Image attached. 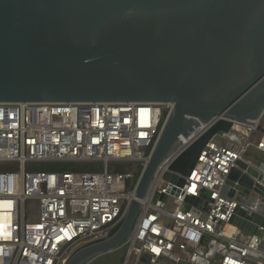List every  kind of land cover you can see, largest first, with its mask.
<instances>
[{"label":"water","instance_id":"obj_1","mask_svg":"<svg viewBox=\"0 0 264 264\" xmlns=\"http://www.w3.org/2000/svg\"><path fill=\"white\" fill-rule=\"evenodd\" d=\"M102 102L173 107L124 218L65 264L121 247L159 177L179 196L215 137L264 117V0H0V103ZM193 134L182 147L181 137ZM250 175L264 178L238 160L223 193L231 196L236 182L248 192ZM168 195L155 194L159 206ZM202 198L210 194L188 195L185 209ZM231 222L256 234L264 216L237 210Z\"/></svg>","mask_w":264,"mask_h":264},{"label":"built area","instance_id":"obj_2","mask_svg":"<svg viewBox=\"0 0 264 264\" xmlns=\"http://www.w3.org/2000/svg\"><path fill=\"white\" fill-rule=\"evenodd\" d=\"M172 107L0 103V264H65L84 244L106 237L124 218L137 174ZM263 118L215 137L179 196L171 195L170 187L161 188L159 177L127 240L124 264H202L200 258L207 264H264V225L256 234L240 237L241 228L231 222L237 210L245 218L264 216V178L250 175L254 182L248 192L238 182L231 186V196L222 191L238 160L264 177V162L249 157L251 151L264 153ZM196 134L182 136V147ZM50 162L89 164L93 169H36ZM205 191L210 199L185 209L188 195L202 197ZM157 193L169 194L162 207ZM170 198L175 211L164 209ZM144 255L150 257L148 263L142 261Z\"/></svg>","mask_w":264,"mask_h":264},{"label":"rangeland","instance_id":"obj_3","mask_svg":"<svg viewBox=\"0 0 264 264\" xmlns=\"http://www.w3.org/2000/svg\"><path fill=\"white\" fill-rule=\"evenodd\" d=\"M263 128H264V118H263ZM250 157H252L258 163L264 162V153L260 151H251ZM166 210L175 211L177 207L173 204V198H170L168 204L165 206ZM243 235L249 236V232L246 230L240 229V237ZM130 248V244L126 242L118 249L102 254L96 258H94L89 264H124L125 259L127 257L128 251Z\"/></svg>","mask_w":264,"mask_h":264},{"label":"trees","instance_id":"obj_4","mask_svg":"<svg viewBox=\"0 0 264 264\" xmlns=\"http://www.w3.org/2000/svg\"><path fill=\"white\" fill-rule=\"evenodd\" d=\"M250 154H249V157H250ZM36 169L45 170V171L60 172V171H67V170H90V169H93V167H91L89 164H73V163H69V162H50V163L39 164V167H37ZM124 169H126V166H118V170L122 171ZM141 171H142V168L139 170V172L137 174L138 176L140 175ZM117 229L118 228L113 230L111 235Z\"/></svg>","mask_w":264,"mask_h":264}]
</instances>
